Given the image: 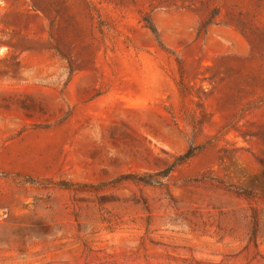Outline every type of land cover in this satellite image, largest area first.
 <instances>
[{
    "label": "rangeland",
    "instance_id": "374dc122",
    "mask_svg": "<svg viewBox=\"0 0 264 264\" xmlns=\"http://www.w3.org/2000/svg\"><path fill=\"white\" fill-rule=\"evenodd\" d=\"M0 264H264V0H0Z\"/></svg>",
    "mask_w": 264,
    "mask_h": 264
},
{
    "label": "trees",
    "instance_id": "16d2710c",
    "mask_svg": "<svg viewBox=\"0 0 264 264\" xmlns=\"http://www.w3.org/2000/svg\"><path fill=\"white\" fill-rule=\"evenodd\" d=\"M144 22H145L146 27L153 33V35H155L156 39L159 40L158 30H157L155 24L153 23V21L151 20V18L146 17L144 19ZM199 149H200L199 146L191 145L189 147V149L184 154L177 157L175 162L171 166L167 167L165 170H163V171H161L155 175H148L146 177H139V178L134 177L132 179L135 183H141L144 185L164 186L165 184L163 183V181L153 180V177H161L162 180L166 179L171 174V172L173 171V169L176 166L183 164V163L189 161L190 159H192L196 155L197 151H199Z\"/></svg>",
    "mask_w": 264,
    "mask_h": 264
}]
</instances>
